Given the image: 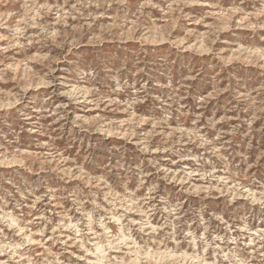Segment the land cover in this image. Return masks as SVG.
Instances as JSON below:
<instances>
[{"label":"rangeland","instance_id":"obj_1","mask_svg":"<svg viewBox=\"0 0 264 264\" xmlns=\"http://www.w3.org/2000/svg\"><path fill=\"white\" fill-rule=\"evenodd\" d=\"M0 264H264V0H0Z\"/></svg>","mask_w":264,"mask_h":264}]
</instances>
